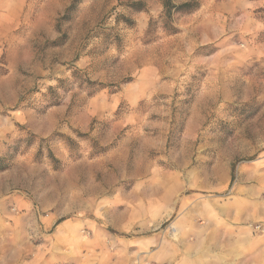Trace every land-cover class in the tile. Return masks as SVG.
Here are the masks:
<instances>
[{
	"label": "rangeland",
	"instance_id": "obj_1",
	"mask_svg": "<svg viewBox=\"0 0 264 264\" xmlns=\"http://www.w3.org/2000/svg\"><path fill=\"white\" fill-rule=\"evenodd\" d=\"M164 1L0 0V264H221L264 235V0Z\"/></svg>",
	"mask_w": 264,
	"mask_h": 264
},
{
	"label": "crops",
	"instance_id": "obj_2",
	"mask_svg": "<svg viewBox=\"0 0 264 264\" xmlns=\"http://www.w3.org/2000/svg\"><path fill=\"white\" fill-rule=\"evenodd\" d=\"M257 199V198H256ZM256 201H247L236 203L235 205V212L232 209V206H224L222 212L225 213V216H230V219L224 222H216L218 227L223 226L224 228H228L229 226H237L244 224L250 220H257L255 219L258 215V208ZM235 214V215H234ZM239 214V220H233ZM79 222L83 223L82 225H90L93 227L94 221L87 220V221H78V220H69L63 222L59 229L55 232V237L58 241H62L64 244H68L74 248L78 247L79 245L83 247H88V244L85 242L78 240V229H79ZM61 230V231H59ZM94 238L98 236L97 233H93ZM100 237V236H99ZM239 243L242 245L238 249H232L231 251L226 252L224 255H217V258L220 259L221 264H264V235L261 234H253L249 231H242L238 235ZM99 241V243H98ZM88 243V242H86ZM95 245H104L103 240L99 238V240H95ZM89 244H91L89 242ZM150 245V240L148 236L139 235L133 236V240L129 241V246L135 248L136 253L144 254L145 257L148 254V247ZM220 254V253H219ZM262 261V262H260Z\"/></svg>",
	"mask_w": 264,
	"mask_h": 264
},
{
	"label": "trees",
	"instance_id": "obj_3",
	"mask_svg": "<svg viewBox=\"0 0 264 264\" xmlns=\"http://www.w3.org/2000/svg\"><path fill=\"white\" fill-rule=\"evenodd\" d=\"M163 5H164L165 13L167 16H170L171 14V7L172 8L174 7L177 10H183V9L192 10L197 7L196 2H185L177 6H174V5L172 6L171 0H165Z\"/></svg>",
	"mask_w": 264,
	"mask_h": 264
}]
</instances>
